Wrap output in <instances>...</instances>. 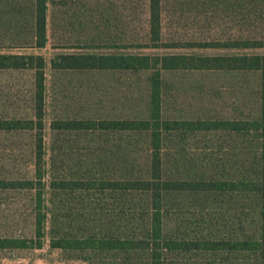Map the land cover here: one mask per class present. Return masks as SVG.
<instances>
[{"label": "trees", "instance_id": "1", "mask_svg": "<svg viewBox=\"0 0 264 264\" xmlns=\"http://www.w3.org/2000/svg\"><path fill=\"white\" fill-rule=\"evenodd\" d=\"M29 1L31 44L43 47L47 4L54 0ZM147 1L149 36L155 42L161 35L162 0ZM242 1L243 21L256 20L259 34L201 46L264 49V0ZM50 64L55 69L149 72L145 116L54 119L50 124L58 131L131 136L128 143L141 139L146 147L113 152L114 176L99 180L101 190L110 191L109 215L103 198L91 193L85 203L90 210L69 212L63 196L68 185L89 187L97 179L69 182L49 172L51 156L46 157L42 133L46 61L41 55L0 54V69H31L34 77L32 117L1 118L0 130H35L32 175L0 179V188L31 192L32 235L0 238V248H39L46 233L51 248L77 252L87 264H264V53H61ZM180 69L257 72L258 115L164 116L162 72ZM189 132L224 137V145L193 153L172 146L184 142Z\"/></svg>", "mask_w": 264, "mask_h": 264}, {"label": "rangeland", "instance_id": "2", "mask_svg": "<svg viewBox=\"0 0 264 264\" xmlns=\"http://www.w3.org/2000/svg\"><path fill=\"white\" fill-rule=\"evenodd\" d=\"M242 2L162 0L161 35L154 42L149 36L147 0H54L47 4V42L37 47L31 44V2L0 0V54L41 55L46 61L42 133L46 157L51 156L49 172H58L69 182L97 179L91 188L76 182L68 185L63 196L69 202V212L90 210L85 203L91 193L103 198L109 215L110 191L101 190L99 180L114 176L113 152L141 149L146 144L141 139L128 143L131 136L118 137L100 131H58L50 127L51 121L145 116L149 72L55 69L51 67V58L61 53H264V49L200 45L223 44L246 34H259L256 20L251 19L248 24L243 21ZM162 82V109L166 117L189 119L202 114L221 119L258 115L257 72L168 70L162 72ZM33 95L31 69H0V119L31 118ZM34 133L35 130H0V179L32 175ZM223 138L213 133L189 132L184 142L172 146L193 153L203 147H222ZM31 215L29 190L0 188V238H30ZM41 241L39 248H0V264H87L77 257V252L51 248L48 234Z\"/></svg>", "mask_w": 264, "mask_h": 264}]
</instances>
